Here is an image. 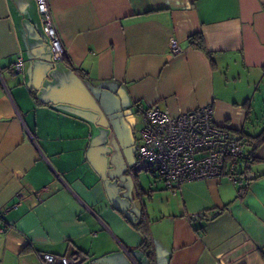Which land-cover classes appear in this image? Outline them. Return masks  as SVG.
<instances>
[{
  "label": "crops",
  "instance_id": "obj_1",
  "mask_svg": "<svg viewBox=\"0 0 264 264\" xmlns=\"http://www.w3.org/2000/svg\"><path fill=\"white\" fill-rule=\"evenodd\" d=\"M48 2L64 61L52 60L34 0H0V211L10 224L0 264H41L40 252L76 253L78 264H264V141L236 183L191 180L175 194L159 177H131L122 151L140 102L172 114L211 104L251 152L264 132V0ZM196 32L209 56L191 46ZM130 221L146 225L148 249Z\"/></svg>",
  "mask_w": 264,
  "mask_h": 264
},
{
  "label": "built area",
  "instance_id": "obj_2",
  "mask_svg": "<svg viewBox=\"0 0 264 264\" xmlns=\"http://www.w3.org/2000/svg\"><path fill=\"white\" fill-rule=\"evenodd\" d=\"M34 1L42 31L51 47L52 60L64 61L66 48L55 26L49 2ZM169 51L173 54L181 51L174 38L169 41ZM22 70L23 61L19 56L10 72L18 74ZM134 106L142 126L133 162L127 165L131 177L137 171L159 177L175 194L181 183L191 180L225 177L236 183L240 179L238 170L249 164L245 137L242 134L233 136L226 127L218 125L211 104L177 114L158 104L144 106L137 102ZM5 212L0 211L1 232L10 226L4 217ZM218 214V210L212 209L206 216L214 218ZM201 215L205 214H196ZM38 256L41 264H78V259L70 255L40 252Z\"/></svg>",
  "mask_w": 264,
  "mask_h": 264
},
{
  "label": "trees",
  "instance_id": "obj_3",
  "mask_svg": "<svg viewBox=\"0 0 264 264\" xmlns=\"http://www.w3.org/2000/svg\"><path fill=\"white\" fill-rule=\"evenodd\" d=\"M189 42L191 44V46H193L196 49H199L201 51H203L206 55H210V52L207 50L203 37L201 35L200 32H196L193 33L189 36ZM253 139V148L251 150V152L247 153V162L250 163L252 160H254L253 158V151L254 149L257 147V145H259L262 141H264V132H261L255 136L252 137ZM240 174V173H239ZM133 226L139 231V233L142 235V243H141V247L148 249L150 247V235H149V231L146 227V225H144L142 223V221H137V222H132L130 221ZM72 256H74L75 258H77L79 260V256H77V254H73Z\"/></svg>",
  "mask_w": 264,
  "mask_h": 264
},
{
  "label": "rangeland",
  "instance_id": "obj_4",
  "mask_svg": "<svg viewBox=\"0 0 264 264\" xmlns=\"http://www.w3.org/2000/svg\"><path fill=\"white\" fill-rule=\"evenodd\" d=\"M126 116H128L127 120L130 124V132H132V134H131V139L128 140L130 143L127 146H125L122 151H123L125 157L127 158V160L131 164L133 162V159H134L133 158L134 150H135L136 146L140 143L141 121H140V117L138 115L129 114ZM132 136H133V138H132ZM148 176L151 177V175H149V174H148ZM139 178L143 181L144 173H140Z\"/></svg>",
  "mask_w": 264,
  "mask_h": 264
}]
</instances>
